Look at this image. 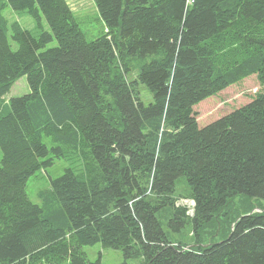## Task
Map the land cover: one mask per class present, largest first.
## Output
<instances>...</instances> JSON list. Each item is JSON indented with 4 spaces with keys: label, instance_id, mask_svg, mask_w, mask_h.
Returning <instances> with one entry per match:
<instances>
[{
    "label": "trees",
    "instance_id": "1",
    "mask_svg": "<svg viewBox=\"0 0 264 264\" xmlns=\"http://www.w3.org/2000/svg\"><path fill=\"white\" fill-rule=\"evenodd\" d=\"M93 1L107 27L94 40L68 0L0 4V264H101L84 250L96 243L140 264H264V92L213 110L246 78L264 83V0ZM6 5L41 30L13 22L17 49ZM25 75L30 92L3 99ZM65 151L76 167L51 179L43 208L27 182ZM180 176L193 214L177 203ZM239 195L261 204L203 244ZM161 217L191 223L195 244L173 241Z\"/></svg>",
    "mask_w": 264,
    "mask_h": 264
},
{
    "label": "rangeland",
    "instance_id": "2",
    "mask_svg": "<svg viewBox=\"0 0 264 264\" xmlns=\"http://www.w3.org/2000/svg\"><path fill=\"white\" fill-rule=\"evenodd\" d=\"M4 1L6 0H0V4ZM68 2L75 12L77 21L88 40H94L103 35L104 31H107L106 23L104 22L98 7L93 0H68ZM3 14L9 20L8 36L14 49H17L18 45L12 39L13 29L11 24L13 22L19 21L23 27L29 29L35 36H38L41 33L36 19L26 11L14 10L11 6L6 5L3 9ZM42 20L45 29L50 31L47 21L45 19ZM56 45L57 41L53 40L47 48ZM236 85L237 86L232 88L229 92H222L223 94L217 98V103L213 107V110H220L223 112L233 107L235 108L241 106L255 97L257 92H264V83L260 82L257 75H252ZM142 89L143 100L146 103L152 101L153 94L146 87ZM29 92L30 86L27 76L25 75L13 84L10 91L3 99L8 100L11 97L20 96ZM0 106H2V108L5 107V104L1 99ZM220 114L221 113H219V115ZM45 142L50 148V152L46 157H53L54 151L52 150V146H54V144L52 143V138L45 137ZM67 150L68 148H66V151ZM66 151L65 156L54 157L51 165L45 166L41 170L37 171L27 182L26 189L29 198L33 202L41 205L43 208L48 209L44 192L50 187L51 179L61 176L68 167H76V158L72 154L68 152L66 153ZM2 158L3 153L0 148V166H2ZM189 191L190 187L188 186L185 177H178L176 180V194L177 196L179 195L177 203L186 205L189 208V213L193 214L195 203L191 200V197H184V195H189ZM258 204H261V200L252 199L246 195H239L236 197L222 209L219 219L216 217V220L213 223L200 231V239L203 244L206 245L212 242L225 240L230 235L232 221L239 215L250 211ZM162 220L164 229L168 232L173 241L180 242L182 244H195V237L192 234L193 225L191 223L187 222L176 230L178 224H175L174 227H172L167 223L166 218H162ZM84 250L86 251L89 260L97 261L100 259L101 264H140L138 259L126 260L121 249L105 247L102 243L85 245Z\"/></svg>",
    "mask_w": 264,
    "mask_h": 264
},
{
    "label": "bare ground",
    "instance_id": "3",
    "mask_svg": "<svg viewBox=\"0 0 264 264\" xmlns=\"http://www.w3.org/2000/svg\"><path fill=\"white\" fill-rule=\"evenodd\" d=\"M41 170V169H40ZM184 207V206H183Z\"/></svg>",
    "mask_w": 264,
    "mask_h": 264
}]
</instances>
